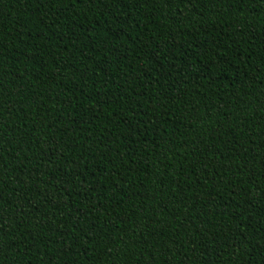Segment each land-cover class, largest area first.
<instances>
[{
  "label": "trees",
  "instance_id": "trees-1",
  "mask_svg": "<svg viewBox=\"0 0 264 264\" xmlns=\"http://www.w3.org/2000/svg\"><path fill=\"white\" fill-rule=\"evenodd\" d=\"M0 264H264V0H0Z\"/></svg>",
  "mask_w": 264,
  "mask_h": 264
}]
</instances>
